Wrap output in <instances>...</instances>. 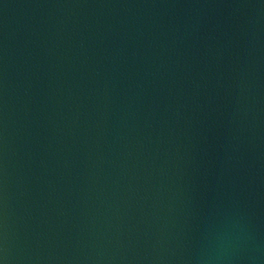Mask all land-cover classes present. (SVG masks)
I'll use <instances>...</instances> for the list:
<instances>
[{
  "label": "water",
  "instance_id": "1",
  "mask_svg": "<svg viewBox=\"0 0 264 264\" xmlns=\"http://www.w3.org/2000/svg\"><path fill=\"white\" fill-rule=\"evenodd\" d=\"M0 264H264V0H0Z\"/></svg>",
  "mask_w": 264,
  "mask_h": 264
}]
</instances>
